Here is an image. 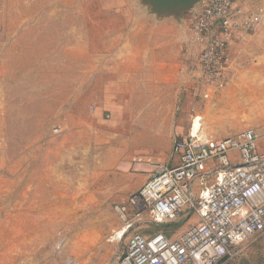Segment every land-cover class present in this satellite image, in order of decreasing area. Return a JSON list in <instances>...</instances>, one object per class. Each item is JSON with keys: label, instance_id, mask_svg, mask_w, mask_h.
<instances>
[{"label": "rangeland", "instance_id": "374dc122", "mask_svg": "<svg viewBox=\"0 0 264 264\" xmlns=\"http://www.w3.org/2000/svg\"><path fill=\"white\" fill-rule=\"evenodd\" d=\"M156 2L163 1L0 0V264H117L127 251L137 229L115 236L124 225L116 206L149 177L144 162L155 169L170 161L179 104L178 98H151L154 72H142L139 84L128 78L125 86L124 79L106 82L100 64L103 48L109 58L124 42L115 31L136 18L168 16L179 36L191 34L181 5ZM252 4L264 9V0ZM148 33L143 47L152 40ZM152 41L158 46L153 58L169 65V73L184 62L197 72L192 34L183 53L176 45L167 55L159 34ZM163 90L165 97L173 88ZM240 90L245 97L246 85ZM210 104L239 123L249 107L264 140V98ZM197 220L146 223L145 230L175 236ZM222 264H264V233Z\"/></svg>", "mask_w": 264, "mask_h": 264}, {"label": "built area", "instance_id": "2783aa9c", "mask_svg": "<svg viewBox=\"0 0 264 264\" xmlns=\"http://www.w3.org/2000/svg\"><path fill=\"white\" fill-rule=\"evenodd\" d=\"M239 1L202 0L200 12L190 18L204 76L218 90L228 82L229 41L264 24V9L244 20L236 7ZM196 121L174 142L177 164L157 163L129 201L116 206L125 233L137 229L117 264H222L264 233L260 134L250 128L218 139L204 132L201 119L194 131ZM193 216L197 222L179 235L145 230L146 223H176Z\"/></svg>", "mask_w": 264, "mask_h": 264}, {"label": "crops", "instance_id": "0c3cea01", "mask_svg": "<svg viewBox=\"0 0 264 264\" xmlns=\"http://www.w3.org/2000/svg\"><path fill=\"white\" fill-rule=\"evenodd\" d=\"M163 2L168 3L167 5H171L172 7L181 5L189 26L191 16L200 12L202 8V0H168ZM163 2H156L154 5H166ZM236 7L241 8L244 13L243 19L246 20L254 11L255 5L252 4V0H240L236 4ZM150 18L146 21H137L136 18L132 26L126 28L124 32L115 31L120 37L124 38V42L114 52L108 53L109 58L106 57L107 54H105V49L103 48L104 57L100 64V70L103 72L104 80L107 82L108 79H124L126 86L127 79L129 78L131 81L139 84L142 81V72H154L155 75L149 80V87L150 89L157 88V90L154 94L151 93V98H178L179 105L173 116L175 119L174 131L178 136L176 139L189 132L195 119H197L195 131H197L201 119L204 132L218 139L233 136L250 128L256 129L260 134L259 129L252 126L255 112L251 111L249 107L245 112L247 115L246 121L239 123L240 118L231 120L229 117H223L217 110H213L210 103L214 98H264V24L258 26L254 32L252 30H244L229 41L228 46L229 53L232 56V64L227 75L228 82L225 86L226 89L223 88L222 90L225 89L224 92L219 94L222 90L213 88L204 76L201 64V50L198 45L196 53L200 57V60L196 73L189 63L184 62L172 64L176 69L171 74L169 73L171 69L169 65L164 67V63H159L157 59L153 58L157 53L156 48L158 46L152 40L157 39V34L166 38L167 47H163V49H165L168 55L173 52L172 50L176 45L181 46L179 47L180 53L185 52V41L187 37L191 36L192 31L191 27H189L191 34H189L188 30L187 36H179L178 26L174 20H169L168 16L156 14L155 16H150ZM140 23H146L147 25L140 26L138 25ZM144 31L149 32L148 34L152 39L147 47H143L142 42V36L149 37L148 35H143ZM145 49H148L149 53L144 52ZM159 69L166 73H160ZM160 76H162L161 79H159ZM174 84H177L176 90H174ZM244 85L248 89L247 95L239 97V92L241 93L240 89ZM163 86L172 87V93L164 97ZM255 88L262 89L255 90ZM123 95L126 98V89H124ZM111 113L112 110L107 115L109 114L111 117ZM156 113L157 111L155 115ZM259 146L264 152V140L259 142ZM167 164H177V157L172 155ZM144 167L148 171L149 177L146 179L147 181L153 174L154 168L152 167L154 166L148 162H144Z\"/></svg>", "mask_w": 264, "mask_h": 264}, {"label": "bare ground", "instance_id": "6f19581e", "mask_svg": "<svg viewBox=\"0 0 264 264\" xmlns=\"http://www.w3.org/2000/svg\"><path fill=\"white\" fill-rule=\"evenodd\" d=\"M194 131H195V130H194ZM123 228H124V227H122V229H118L117 234H116L115 236L125 234L126 229H123Z\"/></svg>", "mask_w": 264, "mask_h": 264}, {"label": "water", "instance_id": "95a60500", "mask_svg": "<svg viewBox=\"0 0 264 264\" xmlns=\"http://www.w3.org/2000/svg\"><path fill=\"white\" fill-rule=\"evenodd\" d=\"M163 1H168V0H163Z\"/></svg>", "mask_w": 264, "mask_h": 264}]
</instances>
